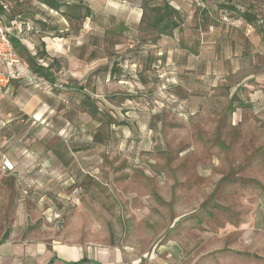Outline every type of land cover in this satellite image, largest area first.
Returning a JSON list of instances; mask_svg holds the SVG:
<instances>
[{"label":"rangeland","instance_id":"1","mask_svg":"<svg viewBox=\"0 0 264 264\" xmlns=\"http://www.w3.org/2000/svg\"><path fill=\"white\" fill-rule=\"evenodd\" d=\"M4 1L11 34L17 17L34 28L19 35L34 51L42 38L61 39L55 113L45 131L26 116L13 129L34 153L42 141L60 156L24 163L20 178L0 174V242L109 249L137 264H264V56L252 46L242 62L243 39L257 43L248 27L219 13L217 26L203 27L210 1L167 0L180 25L159 39L141 30V12L123 3L131 0H56L61 13L37 0ZM229 30L233 52L222 40ZM74 67L81 93L65 83ZM153 79L157 97H140ZM22 85L25 96L44 92ZM187 91L195 96L180 97ZM11 113L0 120V144L20 114ZM13 150L3 143L0 160Z\"/></svg>","mask_w":264,"mask_h":264},{"label":"crops","instance_id":"2","mask_svg":"<svg viewBox=\"0 0 264 264\" xmlns=\"http://www.w3.org/2000/svg\"><path fill=\"white\" fill-rule=\"evenodd\" d=\"M130 1V0H129ZM124 4L128 5V9L132 12L139 11L141 12V0H131L130 2ZM175 32V31H174ZM174 32L172 36H164L166 37H173ZM204 34L209 33H199L196 34L199 37L198 40L194 42V45L197 47H204L206 43L203 42L202 37ZM162 38V37H161ZM60 38H58V35H56V38H53L50 42L49 39L42 38L40 47H38L40 50L42 49L44 51V64H52L53 56L55 53L59 52L61 50V47L59 45ZM64 41V39H62ZM24 43L29 50H33L31 52L34 53V49L30 45ZM208 43V42H207ZM186 46V45H185ZM190 48L189 46H187ZM37 48V47H36ZM37 48V49H38ZM52 52V54L50 53ZM57 62V61H56ZM157 63V61L155 62ZM159 63V62H158ZM57 65V64H56ZM152 67H155L154 63H151ZM172 70L175 68H171ZM60 71V70H59ZM70 73V77H68L66 85H68V90L73 92H79L77 90L76 81L79 80L78 77V69L73 68V70ZM214 75V74H213ZM144 76V75H143ZM142 80H140L142 85H148L149 80L146 78L140 76ZM219 78V76H218ZM218 78H215L218 80ZM57 80V79H56ZM43 81V80H42ZM26 81H11L8 86L5 88V90L0 93V120H4L5 118H8L11 116V112L13 109L18 110L20 114L18 116H15L13 119L16 121L13 123V128L9 129L8 133H6L4 137L3 143L9 142L12 145V149L14 147V150L9 154L6 155L7 158L12 162L14 165V172H12L11 175L13 178L15 177H21V166L25 164H29V161L36 162L37 165L40 166H47L49 163H52L54 160L53 155L56 157L60 156L58 153H54V148L50 147V145L46 142H40V148L39 151L34 153V144L30 143L29 141H23V137H18L19 134L14 132V127L17 128L24 127L23 118L18 119L19 116H26L29 117L32 120V124L36 126H40L41 128H38L37 130L39 132H42L45 129L42 126H46V120L49 116L55 113V107L54 102H56V99L58 98V94H55L54 88H56V81L54 84L49 85L48 83H40L38 85L44 86V92L35 91L34 94L26 93V96L24 95V87L22 84H28ZM152 88L153 90L146 93H140V97H157L155 96V91L158 90L159 81L153 79L152 81ZM32 85V84H31ZM37 85V86H38ZM34 86V85H33ZM215 87V85H212V87ZM36 87V86H34ZM156 87V89H155ZM238 87V85H237ZM234 89L233 93L235 92ZM38 92V93H37ZM81 93V92H79ZM78 93V94H79ZM231 94L230 97H233L235 94ZM43 95V96H42ZM95 97H113L109 96L108 93H101L94 94ZM194 93L191 91H187L184 93L183 96L180 97H194ZM123 97H129L128 95H125ZM9 101L8 105H11V108L9 111L4 109V107L1 106V102ZM16 112V111H15ZM11 119V120H13ZM9 120V121H11ZM8 121V122H9ZM14 129V130H13ZM24 130V128H22ZM20 129V131H22ZM19 131V132H20ZM15 134H14V133ZM28 134V132H27ZM14 138V139H13ZM22 138V139H21ZM0 144V147L2 146ZM53 154V155H52ZM1 156V153H0ZM0 172H1V160H0ZM1 174V173H0ZM0 175V179H1ZM81 260H85L84 264H137V260H129L125 261L123 259L122 254H120L118 251H111L109 249H97L94 251H88L83 250L82 248L75 246V245H64L61 243H54L51 246V249L49 250L48 247L44 242H36L34 244L32 243H17L12 241H3L0 242V264H48L50 261H53L54 263L58 264H71L76 263Z\"/></svg>","mask_w":264,"mask_h":264},{"label":"trees","instance_id":"3","mask_svg":"<svg viewBox=\"0 0 264 264\" xmlns=\"http://www.w3.org/2000/svg\"><path fill=\"white\" fill-rule=\"evenodd\" d=\"M42 6H46L55 12H60L61 4L56 0H37ZM203 3L210 1L214 4V10L210 9L200 10V24L203 27H215L218 24L217 16H224L225 18L239 22L243 27H250V32H252V37L256 39L257 43L253 44V38L243 39V47L241 51V60L242 62H248L247 59L251 54L263 55L264 56V13L261 12L260 8L264 5V1L257 0H200ZM7 3L4 0H0V14L4 17L9 13L5 11L4 6ZM8 6V5H7ZM86 12L87 9H86ZM219 13L220 15H217ZM217 15V16H215ZM89 17L88 13L85 16ZM18 18V17H17ZM15 19V18H14ZM13 20V19H12ZM11 20V21H12ZM20 20V19H19ZM21 22H24L20 20ZM25 23V22H24ZM141 30L150 32L156 35V39L161 38L162 36H172L173 32L179 28V14L175 8H173L167 0H141V18H140ZM10 25V22H8ZM31 32L34 31V28L30 26ZM244 28L241 31H238L242 36H244ZM231 30V29H230ZM228 31V35L222 37V40L230 47V50L235 51L234 48L237 45L231 38V32ZM243 30V31H242ZM11 34V42L14 47L15 52L18 57L24 62V64L30 69L33 75L37 78L43 80L44 82L52 85L55 83V78L53 76V63L44 64V51L38 48V51L29 50L23 41L19 39L17 31ZM22 34V33H21ZM221 40V41H222ZM220 41V42H221ZM222 44H217L216 47H221ZM252 46L255 50L252 51ZM219 52V51H218ZM251 53V54H250ZM41 61L39 63L38 61ZM53 62V61H52ZM113 70V69H112ZM114 71V70H113ZM77 90L81 92L82 87H78ZM89 100V99H87ZM84 106L88 113L92 116L97 114V108L95 104L83 102ZM85 260H81L76 263L71 264H84ZM48 264H53V261H50Z\"/></svg>","mask_w":264,"mask_h":264},{"label":"built area","instance_id":"4","mask_svg":"<svg viewBox=\"0 0 264 264\" xmlns=\"http://www.w3.org/2000/svg\"><path fill=\"white\" fill-rule=\"evenodd\" d=\"M5 11H9L7 5H3ZM10 27L17 31V34L30 31L28 23L21 22L19 18L10 21ZM10 28L6 25L4 17L0 14V93H2L11 81H26L29 84L37 86L44 83L41 79L32 74L30 69L18 57L11 42ZM250 27H248V33ZM41 63V61H38ZM14 172V165L6 157H1L2 174H11Z\"/></svg>","mask_w":264,"mask_h":264}]
</instances>
